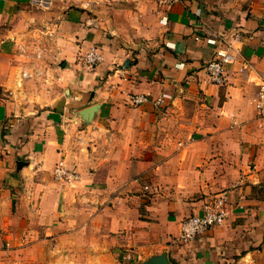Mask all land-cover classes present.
<instances>
[{"label": "crops", "instance_id": "obj_1", "mask_svg": "<svg viewBox=\"0 0 264 264\" xmlns=\"http://www.w3.org/2000/svg\"><path fill=\"white\" fill-rule=\"evenodd\" d=\"M260 76L264 0H0V264H264ZM219 194L224 224L175 240Z\"/></svg>", "mask_w": 264, "mask_h": 264}, {"label": "built area", "instance_id": "obj_2", "mask_svg": "<svg viewBox=\"0 0 264 264\" xmlns=\"http://www.w3.org/2000/svg\"><path fill=\"white\" fill-rule=\"evenodd\" d=\"M33 1L40 6L46 7L52 0ZM180 1L182 0H158V3L168 9ZM166 18V15H164L162 19L166 20ZM101 59V53L95 46H92L84 55L83 61L87 67L93 68ZM230 60L231 57L225 50L220 49V47L215 48L213 57L204 66L211 84L221 85L225 82V66ZM23 75H26V73L23 72ZM169 97L168 93L163 92L156 97L151 96L149 93H131L128 98L132 104L151 102L154 106H161ZM252 103L255 109L254 121L256 126L264 130V76H260L257 81V91L252 98ZM53 175L55 179L67 182H71L78 177L76 172L65 169L61 163L54 167ZM227 215L226 198L224 195L219 194L205 202L201 207L200 213L190 215L180 222V232L175 237V240L178 242L195 240L209 229L223 225ZM135 256L132 251H126L123 254V259L131 261L135 259Z\"/></svg>", "mask_w": 264, "mask_h": 264}, {"label": "water", "instance_id": "obj_3", "mask_svg": "<svg viewBox=\"0 0 264 264\" xmlns=\"http://www.w3.org/2000/svg\"><path fill=\"white\" fill-rule=\"evenodd\" d=\"M146 264H172L169 262L165 254H161L159 256L153 257L150 262Z\"/></svg>", "mask_w": 264, "mask_h": 264}, {"label": "rangeland", "instance_id": "obj_4", "mask_svg": "<svg viewBox=\"0 0 264 264\" xmlns=\"http://www.w3.org/2000/svg\"><path fill=\"white\" fill-rule=\"evenodd\" d=\"M231 3L236 4V5H240L241 8H245V7H249L250 5H252V3L255 0H229ZM129 252H131V250H127ZM133 253V251H132Z\"/></svg>", "mask_w": 264, "mask_h": 264}]
</instances>
